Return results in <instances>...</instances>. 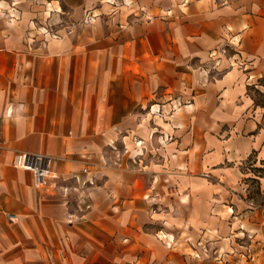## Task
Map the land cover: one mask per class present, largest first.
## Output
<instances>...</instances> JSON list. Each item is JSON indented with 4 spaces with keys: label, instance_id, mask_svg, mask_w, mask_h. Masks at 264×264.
Returning a JSON list of instances; mask_svg holds the SVG:
<instances>
[{
    "label": "crops",
    "instance_id": "crops-1",
    "mask_svg": "<svg viewBox=\"0 0 264 264\" xmlns=\"http://www.w3.org/2000/svg\"><path fill=\"white\" fill-rule=\"evenodd\" d=\"M0 137V264H264V0H0Z\"/></svg>",
    "mask_w": 264,
    "mask_h": 264
},
{
    "label": "built area",
    "instance_id": "built-area-1",
    "mask_svg": "<svg viewBox=\"0 0 264 264\" xmlns=\"http://www.w3.org/2000/svg\"><path fill=\"white\" fill-rule=\"evenodd\" d=\"M0 148L6 147V141L0 137ZM116 164H122L121 159L115 161ZM53 164V156L44 153H31V152H19L16 155L15 166L29 170L33 173L35 183L40 185L49 176L51 166ZM84 172H88V168L83 169ZM90 183H93L92 179H89Z\"/></svg>",
    "mask_w": 264,
    "mask_h": 264
},
{
    "label": "rangeland",
    "instance_id": "rangeland-1",
    "mask_svg": "<svg viewBox=\"0 0 264 264\" xmlns=\"http://www.w3.org/2000/svg\"><path fill=\"white\" fill-rule=\"evenodd\" d=\"M157 113H160V111ZM141 141L139 142H136L137 145V148L134 149L136 150L134 152V154H132L133 156L130 157V161H134V158H138L139 156H144V151L146 153V148H144V144L142 143ZM132 151H130L131 153ZM152 153L151 151H149V153L146 154V156H151ZM134 157V158H133ZM253 192L254 194L253 195V201H254V204H255V207H256V217L257 218H262V220H264V195H262L261 193H258L257 189L254 188L253 189Z\"/></svg>",
    "mask_w": 264,
    "mask_h": 264
}]
</instances>
